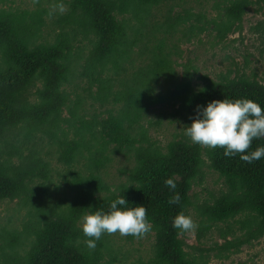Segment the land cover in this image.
<instances>
[{
  "label": "trees",
  "instance_id": "16d2710c",
  "mask_svg": "<svg viewBox=\"0 0 264 264\" xmlns=\"http://www.w3.org/2000/svg\"><path fill=\"white\" fill-rule=\"evenodd\" d=\"M14 1L0 0V203L16 200L24 219L20 228H8V219L0 229V264H111L115 258L104 256L115 233L102 234L89 250L79 220L89 206L107 210L116 195L129 207L143 204L151 221L145 233H153L151 256L139 264H209L264 236V157L250 163L239 154L225 157L222 148L185 137L161 147L141 124L164 103L178 104L187 124L197 105L213 99L249 98L264 108V83L244 74L202 76V86L192 89L195 68L182 64L177 78L166 46L179 28L189 40L211 26L222 41L241 30L249 6L259 10L264 0H222L213 18L193 12L187 0H32L34 9L12 7ZM160 80L165 88L156 92ZM258 145L264 137L246 151ZM50 155L68 169L69 200L52 186ZM115 155L133 163L113 193L102 172ZM79 163L85 171L70 168ZM204 168L222 188L196 206L189 192ZM168 177L180 194L176 204L167 202ZM190 207L198 218L191 231L196 245L185 242L189 232L171 226L178 212L190 216ZM212 229L222 242L204 247Z\"/></svg>",
  "mask_w": 264,
  "mask_h": 264
},
{
  "label": "rangeland",
  "instance_id": "374dc122",
  "mask_svg": "<svg viewBox=\"0 0 264 264\" xmlns=\"http://www.w3.org/2000/svg\"><path fill=\"white\" fill-rule=\"evenodd\" d=\"M169 5L160 7L157 14L159 16L163 14ZM11 6L35 8L32 0H15ZM217 6H222V0H187V7H191L193 12L202 11L208 18H213L220 10ZM45 20L47 21L48 18ZM205 27L203 32L192 36L189 40H187V36L179 32L180 28L166 37V46L172 51L171 61L177 78H181L183 75L182 64H189L195 68L190 81V86L194 90L202 86L203 81L200 78L202 76L218 81L225 75L232 78L244 74L264 83V5H261L259 10L257 5L249 6L242 17L241 30L228 33L222 41L217 40L216 32L211 30V26ZM48 33L49 29L46 28L42 36L46 37ZM164 88L160 80L156 92H163ZM90 103L91 101L87 100L86 105L89 109ZM97 106L95 104V107ZM178 111V104L171 107L166 103L156 105L149 110L141 124L143 127H147L148 137L151 141L164 147L171 140L187 138L183 133V127L188 124ZM44 149H47L45 145ZM49 159L52 169V186L58 187L56 190L58 197L69 200L71 195L69 183L63 180L68 169L57 164L54 155H50ZM132 163L133 160L129 155L112 156L110 163L102 172L106 183L114 188L125 183ZM73 167L82 172L85 171L80 163L70 168ZM221 183V179L214 171L204 168L201 184L193 185L189 192L192 203L197 206L204 199H208L211 193L216 194L222 188ZM195 213V209L190 207L189 215L196 225L198 218ZM8 219L10 220L8 228L21 227L24 209L16 205V200L0 203V229L2 226L7 227L6 220ZM109 240L111 254L104 256L105 262L114 257L115 260L111 264H139V261H146L151 256L153 243V233L151 232L144 234L141 238L135 237L131 240H128L127 236L115 233L110 235ZM184 240L189 245L197 244L194 232L187 233ZM213 241L222 242L214 229L211 234L207 235V239L203 240L202 245L208 247ZM209 264H264V236L249 246H241L239 252L231 254L227 259L217 260L210 257Z\"/></svg>",
  "mask_w": 264,
  "mask_h": 264
},
{
  "label": "clouds",
  "instance_id": "9594fccd",
  "mask_svg": "<svg viewBox=\"0 0 264 264\" xmlns=\"http://www.w3.org/2000/svg\"><path fill=\"white\" fill-rule=\"evenodd\" d=\"M190 119L191 122L183 127V133L191 143L208 148L220 147L225 157L239 154L240 159L249 163L264 157V145L246 151L253 139L264 137V108L258 102L249 98L213 99L203 106L197 105ZM163 182L172 190L167 202L178 203L180 194L174 191V179L168 177ZM116 191L114 187L109 188V192ZM128 205L131 204L123 195H116L109 201L107 210L103 207L84 208L79 224L85 237L84 245L89 250L95 249L97 240L105 233L141 238L151 230L145 206ZM171 226L179 232H191L196 227L191 216L182 211L172 218Z\"/></svg>",
  "mask_w": 264,
  "mask_h": 264
}]
</instances>
